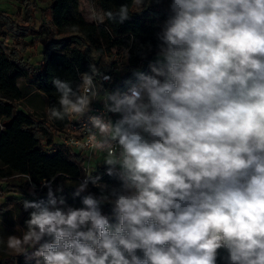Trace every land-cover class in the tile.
<instances>
[{"label":"clouds","instance_id":"clouds-1","mask_svg":"<svg viewBox=\"0 0 264 264\" xmlns=\"http://www.w3.org/2000/svg\"><path fill=\"white\" fill-rule=\"evenodd\" d=\"M168 12L151 74L133 69L126 91L106 90L101 114L89 115L95 78L111 77L94 64L75 88L53 79L59 107L49 118L87 116L94 151L119 186L85 174L77 208L55 179L44 181L47 199L23 201L32 210L25 229L7 240L26 261L264 264V0H170ZM129 16L128 4L91 14L98 24ZM89 184L99 197L81 195Z\"/></svg>","mask_w":264,"mask_h":264},{"label":"trees","instance_id":"trees-1","mask_svg":"<svg viewBox=\"0 0 264 264\" xmlns=\"http://www.w3.org/2000/svg\"><path fill=\"white\" fill-rule=\"evenodd\" d=\"M96 1L102 10L113 12L122 4H128L129 19L122 24L105 19L104 23L95 25L82 18H69L67 13L77 8V0H49V5L40 10L45 21L38 26L20 21L7 11L0 12V178L31 177L30 181L25 177L24 183L29 188L35 185V189H42L44 181L55 179L53 183L63 186V191L70 188L72 192L79 183L80 159L64 150L48 153L40 143L43 138L50 142L51 124L60 128L66 118L50 119L46 124L32 113L19 109L17 102L29 95V91L19 85L21 79L31 80L35 90L46 97L49 112L50 108L59 107L60 94L53 86L54 78L69 81L75 88L77 74L90 72L91 64L104 69L108 53L117 46H130L132 63L127 76L117 80L120 87L127 86L125 81L134 80L133 69L145 72L150 61L156 60L157 33L169 15L167 2L144 0L141 9L133 0ZM44 30L47 36L39 37ZM27 36H31L28 42L24 40ZM38 44L42 45L41 58L32 65L24 52L35 51ZM140 58L142 64L136 65ZM13 199L7 197V200ZM108 214L111 216V209ZM219 251L221 257L226 254L224 249ZM22 261L35 264L34 260L26 261L24 255L17 254L1 258L0 264Z\"/></svg>","mask_w":264,"mask_h":264},{"label":"rangeland","instance_id":"rangeland-1","mask_svg":"<svg viewBox=\"0 0 264 264\" xmlns=\"http://www.w3.org/2000/svg\"><path fill=\"white\" fill-rule=\"evenodd\" d=\"M157 1V0H153ZM168 4L170 0H164ZM49 5V0H0V12L7 11L14 18L20 21H26L31 23L33 26H38L42 21H45L40 16V10L46 8ZM93 6L96 11L102 10L100 5L96 0H77V8L72 9L67 13L69 18H82L86 23H93L99 25L102 23H97L94 19L91 18L93 11ZM46 31H42L39 35L41 38H45ZM31 39V36L24 38L26 42ZM129 47L124 45L117 46L113 48V51H129ZM42 50V45L38 44L35 51L26 50L24 52V57L29 59V62L32 65L35 64V61L41 58L39 52ZM154 63V62H151ZM149 68V66H148ZM19 85L24 88L26 91H29L30 95H27L21 101L17 102L18 108L32 113L38 119H41L43 122L50 123L49 112L46 106V97L35 90V87L31 80L21 79ZM25 179L22 177L12 176L6 178H0V190H2L3 197L0 198V259L6 258L8 256L16 254L7 247V240L10 235L20 236L22 235L23 230L25 229V221L29 218V213L31 209L25 210L23 207V201L27 200H40L47 199V188L34 189L33 187H27L24 183ZM102 183L112 186H119V181L115 177H106L102 176ZM57 184L53 183V189H55ZM99 197L100 189L97 187H92L91 190L88 189L86 193L81 195H86L88 193ZM72 190L66 188L62 193H57L58 196L62 195L65 199L67 206L72 207H83L80 197H74ZM7 197L15 198L13 200H7ZM8 204L7 207H3L5 204ZM105 205V204H104ZM102 205V211L104 214H108V211L111 209V205L104 207ZM110 216V215H109ZM47 239V238H46ZM20 264H34L32 262L22 261Z\"/></svg>","mask_w":264,"mask_h":264},{"label":"built area","instance_id":"built-area-1","mask_svg":"<svg viewBox=\"0 0 264 264\" xmlns=\"http://www.w3.org/2000/svg\"><path fill=\"white\" fill-rule=\"evenodd\" d=\"M142 58L138 60L136 65L142 64ZM155 62V60L150 61ZM149 63V64H150ZM148 64V66H149ZM132 66L130 61L129 51H113L111 50L107 55L106 67L100 70L104 75L110 76V80H103L100 77L95 78V82L100 88V95L92 104V114H101L103 112V99L105 91H126L127 86H118L117 80H121L126 77L129 68ZM145 71L146 74H151L150 68ZM140 70V69H139ZM84 73V72H81ZM81 73L77 74L76 86L81 83ZM136 82L135 77L132 81ZM102 86V87H101ZM113 120L118 119V115L108 114ZM87 116L81 118L79 115H70L66 117V120L62 127L55 128L52 124L50 126V142L47 138L40 139V143L45 146L48 153H54L58 150H64L68 154H72L80 159L81 165L79 167V182L83 179L87 173L106 175V166L103 165V155L97 151H94V140L89 133L86 126ZM27 178V176H24ZM28 179V178H27ZM93 187L89 184L88 189ZM40 188V187H39ZM37 188V189H39ZM3 192L0 190V198L3 197Z\"/></svg>","mask_w":264,"mask_h":264},{"label":"crops","instance_id":"crops-1","mask_svg":"<svg viewBox=\"0 0 264 264\" xmlns=\"http://www.w3.org/2000/svg\"><path fill=\"white\" fill-rule=\"evenodd\" d=\"M30 95V94H29ZM25 178V177H24ZM26 179V178H25Z\"/></svg>","mask_w":264,"mask_h":264}]
</instances>
